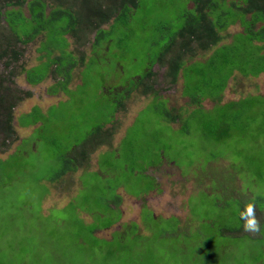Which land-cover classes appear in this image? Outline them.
Returning <instances> with one entry per match:
<instances>
[{
  "label": "rangeland",
  "instance_id": "374dc122",
  "mask_svg": "<svg viewBox=\"0 0 264 264\" xmlns=\"http://www.w3.org/2000/svg\"><path fill=\"white\" fill-rule=\"evenodd\" d=\"M191 7L139 0L99 31L96 49L94 33L70 36L77 26L64 7L48 14L53 23L7 17L18 38L43 37L24 46L13 74L0 63L1 86L33 92L13 113L18 139L0 151V264H264V57L241 36L227 44L241 27L223 49L196 51L185 87L158 85V98L121 92L156 62L161 27L168 39ZM31 68L41 83H27ZM249 203L258 232L242 224Z\"/></svg>",
  "mask_w": 264,
  "mask_h": 264
},
{
  "label": "trees",
  "instance_id": "16d2710c",
  "mask_svg": "<svg viewBox=\"0 0 264 264\" xmlns=\"http://www.w3.org/2000/svg\"><path fill=\"white\" fill-rule=\"evenodd\" d=\"M36 1L37 12L35 13L37 14H34ZM188 2L192 4V8H187L183 13L182 19L184 17V23L179 30L170 33L169 38L164 39L163 36L167 28L164 26L161 27V37L158 36V38L161 40L162 50L156 54L155 63L157 64V69H154L155 63L153 64L149 61L145 72L138 77L132 78L129 87L126 86L121 89L123 95L132 88H141L145 94H149L151 91L155 95L154 97H157L156 88L158 85H162V91H167L170 85L176 84L179 79L183 80L185 87L184 75L190 77L194 74V72L191 74V71H189L186 66L192 63V60L196 61V51H207L217 46V44L228 35L226 33L230 26L238 25L242 28L240 33L233 36L231 35V38L241 36L246 41L252 43L249 44V42L248 45L245 46L247 52L250 51V47L257 48L253 45V42L262 43V47L264 48V37L261 36V33L264 31V0H188ZM39 5L41 10H38ZM24 7H26L27 13L29 14V18H24L25 20L31 19V21H34V19L37 18V20L41 22L42 19L46 20V23H53L51 21L53 19L48 17L49 13L55 14L58 8L62 9V7H64L63 10L67 9L69 11L68 14L71 21H74L77 26L75 30L69 33L70 36L76 38L83 37V39H86L91 33H94L93 44L90 49L94 47L96 49L100 45L98 43L99 31L106 30L104 26L108 25L109 27L110 24L112 25L115 23L116 19L119 20L122 16L126 17L136 13L139 9V0H52L50 5L47 3V0H0V18L2 15L1 19L3 25L5 24L4 26H6V28L11 25L10 22L6 21L9 16H15L16 19L21 16L23 17L21 10H23ZM16 8L20 9V11ZM59 14L60 13L56 15ZM127 23L128 20L125 18L123 22H120V25L128 26L129 24ZM257 24L260 25L257 26ZM41 27L42 28H39V32L44 33L43 24ZM8 29L6 31L8 36L6 35V39L3 40V46L0 47V63L2 66L1 69L5 70V74H13V69L10 70L11 65L21 61L24 50H26L24 46L38 33L37 29H35L36 33L25 36L26 40H22ZM37 36L43 37V34H38ZM178 40H180L179 44ZM223 48L224 45H220L215 49ZM258 48L259 50L261 49V47ZM259 50L257 52L258 58L264 57L259 53ZM213 53L214 52L211 53V57L216 56L218 52L216 51L214 55ZM218 58L221 64L224 65L225 60L222 57ZM215 60H217V58L214 59V61ZM214 61L212 63H214ZM81 62H83V58ZM74 68L75 64H71L67 69L70 71ZM34 71H36V69L31 68L26 72V81L30 85H37L43 81V76H35V78L31 76V73ZM261 71H264V69L259 72ZM184 72H186V74H184ZM257 74L258 72L256 75ZM3 80H6L5 76H1L0 81ZM10 83L14 85V81L11 80ZM31 96H33L32 91L23 92V90H13L11 87H3L0 85V112L3 114V118L0 119V151H4L8 145L18 139L16 129L13 125V113L19 103L21 104L23 101L29 100ZM210 98L214 103H221V97L214 99L212 97ZM191 100H194L196 104H200L201 99L199 98V100L195 101L194 98H191ZM120 107H123V104H120L119 108ZM167 114L169 122H175L176 117L178 119V116L171 117L169 113ZM102 130H104V126L96 128L95 133H100ZM100 137H103V135L99 136V138ZM226 137L227 136L221 137L220 141L225 140ZM87 156V153L84 155L81 154L79 157L80 159H77L79 165H82L85 160H88ZM64 173L65 169L61 170L59 176H63ZM117 204L119 205V200ZM241 206L243 212L246 211V207L243 205ZM257 209L259 208H255V211ZM241 220L244 225L245 221L242 218ZM123 234H126V232Z\"/></svg>",
  "mask_w": 264,
  "mask_h": 264
},
{
  "label": "clouds",
  "instance_id": "9594fccd",
  "mask_svg": "<svg viewBox=\"0 0 264 264\" xmlns=\"http://www.w3.org/2000/svg\"><path fill=\"white\" fill-rule=\"evenodd\" d=\"M241 218L245 221L244 227L247 231H260L259 221L255 215V206L249 203L246 211L241 212Z\"/></svg>",
  "mask_w": 264,
  "mask_h": 264
},
{
  "label": "crops",
  "instance_id": "0c3cea01",
  "mask_svg": "<svg viewBox=\"0 0 264 264\" xmlns=\"http://www.w3.org/2000/svg\"><path fill=\"white\" fill-rule=\"evenodd\" d=\"M16 9H17V8H16ZM17 10L20 11V9H17ZM25 10H26V7H24V9L21 10V12H22L23 16H25V18H29V14H28V13H27V15H25ZM26 11H27V10H26ZM259 25H260V24H257V26H259ZM233 27H235V25L230 26V27L228 28V30H229L230 28H233ZM239 27H240V26H239ZM7 29H8V28H7ZM240 29H241V31H242V28H240ZM8 30H9V29H8ZM228 30H227V31H228ZM241 31H240V32H241ZM240 32L233 33L232 36H233V35H237V34L240 33ZM35 36H36V38H34V36H33L32 39H31L30 41H28V43H27L28 45H32L34 42H36L38 36H37V34H35ZM232 38H233V37H232ZM232 38H230L231 40H230L227 44H229V43L232 42ZM27 44H26V45H27ZM225 45H226V44H225ZM254 46H256L257 48H258V47H261V48H262V51L260 50L259 53H260L261 55H264V51H263L264 48L262 47V46H263L262 43L254 42ZM258 49H259V48H258ZM260 73H261V74H260ZM262 74H264V71L258 72V74H257V76H256V79H257V77H259V76L262 75ZM232 77H234V76H232ZM25 79H26V75H25ZM229 81H231V79H230ZM229 81H228V83H229ZM232 82H233V80H232ZM228 83H227V86H226L225 89L229 88V84H228ZM30 87H32V86H30ZM225 89H224V90H225ZM224 90H223V91H224ZM31 98H32V97H31ZM31 98H30V99H31ZM30 99H29V100H30Z\"/></svg>",
  "mask_w": 264,
  "mask_h": 264
},
{
  "label": "bare ground",
  "instance_id": "6f19581e",
  "mask_svg": "<svg viewBox=\"0 0 264 264\" xmlns=\"http://www.w3.org/2000/svg\"><path fill=\"white\" fill-rule=\"evenodd\" d=\"M264 6V5H263ZM261 17V16H260ZM39 34V33H38ZM264 34V33H263ZM18 40H20V39H18ZM7 51V50H6ZM58 65V64H57ZM220 80V79H219ZM247 91V90H246ZM164 98V97H163ZM165 118V117H164ZM141 215V214H140Z\"/></svg>",
  "mask_w": 264,
  "mask_h": 264
},
{
  "label": "flooded vegetation",
  "instance_id": "af4514ba",
  "mask_svg": "<svg viewBox=\"0 0 264 264\" xmlns=\"http://www.w3.org/2000/svg\"><path fill=\"white\" fill-rule=\"evenodd\" d=\"M190 4H191V3H190ZM191 8H192V7H191ZM119 219H120V218H119ZM119 219H118V220H119ZM104 229H105V228H104Z\"/></svg>",
  "mask_w": 264,
  "mask_h": 264
}]
</instances>
